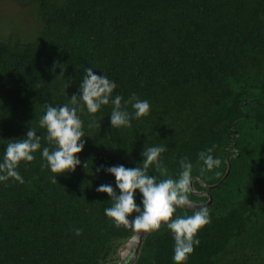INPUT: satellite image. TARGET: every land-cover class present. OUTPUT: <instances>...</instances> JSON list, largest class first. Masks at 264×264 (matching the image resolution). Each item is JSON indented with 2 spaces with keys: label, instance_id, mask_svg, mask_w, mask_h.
Returning <instances> with one entry per match:
<instances>
[{
  "label": "trees",
  "instance_id": "trees-1",
  "mask_svg": "<svg viewBox=\"0 0 264 264\" xmlns=\"http://www.w3.org/2000/svg\"><path fill=\"white\" fill-rule=\"evenodd\" d=\"M10 1L22 8L36 5L38 33L32 42L0 41V99L6 104L0 106V162L7 144L26 138L30 127L41 136V150L17 169L23 184L0 182V264H112L107 261L111 253L117 255L134 232L117 228L106 216L111 197L96 188H115L116 179L96 169L135 168L145 147L158 145L167 151L160 169L150 167L148 174L157 181L178 178L180 160L187 157L193 164L190 200L201 205L212 199L210 223L198 234L200 244L186 264H264V58L239 79L241 57L252 56L251 49L260 50L264 42V0ZM233 39L236 51L230 54L226 46ZM214 42L219 47L212 59L207 50ZM101 58L121 67L103 68L96 63ZM57 62L64 65L63 75L60 67L53 71ZM89 67L111 81L132 72L137 78L129 95L139 99L144 92L158 97L156 86L165 80L163 89L179 92L171 109L177 107L182 116L138 120L122 100L132 127L112 128L111 104L94 115L85 107L79 114L86 136L78 154L82 163L54 184L50 177L57 174L42 157L43 147L54 145L39 120L47 105H70ZM36 75L42 77L36 97L13 104L11 92L31 89ZM93 120L101 127L89 128ZM213 145L212 155L221 165L207 170L199 153ZM228 157L227 179L207 191L224 177ZM135 199L142 207L139 190ZM195 211L178 208L175 215ZM173 256V234L164 226L148 234L135 264H175Z\"/></svg>",
  "mask_w": 264,
  "mask_h": 264
},
{
  "label": "clouds",
  "instance_id": "clouds-1",
  "mask_svg": "<svg viewBox=\"0 0 264 264\" xmlns=\"http://www.w3.org/2000/svg\"><path fill=\"white\" fill-rule=\"evenodd\" d=\"M62 69L64 65L54 64ZM86 75L80 84L79 94L70 97V105L59 107L46 106V113L40 118L39 126L46 130L48 144L43 147L42 157L47 161V167L52 173V183H58L57 176L74 173L77 166L81 165L78 154L85 147L84 122L78 115L86 107L88 113H98L102 106L112 105L110 122L112 128H131L132 115L122 107L123 97L115 95L117 84L106 76L97 75L91 67L85 69ZM134 109L136 119L147 118L150 115L151 106L147 100H140L135 93L124 102ZM89 128L101 127V123L95 120L89 123ZM215 145L206 151L199 153V159L203 161L207 170H213L221 165L219 158L212 155ZM41 150V136L36 129L31 128L26 138L13 139L6 147L3 161L0 162V182L12 179L20 184L24 178L17 170L21 162L34 161V153ZM164 146L145 147L142 153L143 161L135 168H126L124 165L97 167L96 171H105L115 176L116 187L110 184L100 185L96 188L99 193H107L111 197L112 206L105 209V214L117 228L124 227L134 233L151 234L158 232L166 226L173 234L175 264H186L189 256L199 246L198 234L210 223L207 208H199L194 214L177 217L178 208L193 207L190 200L192 192L193 164L184 157L180 160V172L178 178H167L157 181L155 176L148 174L150 167L160 169L161 154L166 152ZM88 164L84 167L87 168ZM119 189V192L116 191ZM137 190L142 194V207L136 202ZM82 229H75L77 236L82 234Z\"/></svg>",
  "mask_w": 264,
  "mask_h": 264
},
{
  "label": "rangeland",
  "instance_id": "rangeland-1",
  "mask_svg": "<svg viewBox=\"0 0 264 264\" xmlns=\"http://www.w3.org/2000/svg\"><path fill=\"white\" fill-rule=\"evenodd\" d=\"M25 4L29 3L30 0H23ZM36 5L30 4L27 8H22L18 4L10 1V0H2L0 1V41L5 42L11 45H17L20 43H27L32 42L37 37V30H36V20H35V10ZM236 39H233L227 46L226 50L228 53L232 54L233 51H236ZM219 47L218 42H214L210 48L207 50V55L209 58H215L216 57V51ZM252 56H245L241 57L243 62H239L241 66H244V69L241 72V76H239L241 79L244 75V71L247 69V67L253 66L255 64H258L261 59L264 58V42L262 43L260 50L251 49ZM235 53V52H234ZM260 57V59H253L255 57ZM240 60V59H239ZM96 63L99 64V66L105 68L106 66H110L111 70H116L117 68L121 66H114V64L111 63V60L109 58H101L97 59ZM196 69H193V72H195ZM120 75H125V78L123 80H115L114 82L117 84V88L114 90V92L117 95H120L123 97V101L129 100L131 95H129V90L131 89L133 82L136 80L137 76L134 75L132 72L126 71L121 73ZM155 80L154 78H150L149 82ZM165 81V80H163ZM163 81H159L158 85L156 86V90L159 91V96L154 98L148 95L147 92L142 93V97L140 100H147L151 106V111L149 118L150 119H157L159 121H169L170 119L174 117L182 116L180 111H178L177 107L176 110L171 109L172 104L177 103L176 101L178 98L180 99L179 92H173L170 89H163ZM42 85V77L40 75H36L32 80V88L27 89L28 91H22V89L19 90H13V104L15 103H22V102H28L33 97L35 98V93ZM17 89V88H15ZM186 89H191V85ZM3 89L0 88V95L2 94ZM181 92V91H180ZM30 96V98H29ZM182 97V96H181ZM6 105L3 100L0 99V106ZM130 105V104H128ZM178 105V104H177ZM176 105V106H177ZM168 110V111H167ZM1 111V110H0ZM35 112V111H34ZM81 113H78V115ZM182 114H185L184 111H182ZM132 123V121H131ZM121 248V247H120ZM120 248L117 251V255L115 253L109 256L107 261L112 264H116L119 262V255L122 253L120 252ZM137 261V260H136Z\"/></svg>",
  "mask_w": 264,
  "mask_h": 264
},
{
  "label": "water",
  "instance_id": "water-1",
  "mask_svg": "<svg viewBox=\"0 0 264 264\" xmlns=\"http://www.w3.org/2000/svg\"><path fill=\"white\" fill-rule=\"evenodd\" d=\"M229 159L230 158L228 157L227 158L228 168H227V171H226L224 177L222 178V180L214 186H209V187L206 186L205 188L207 191H213L214 189H216L218 186H220L227 179L229 172H230ZM192 182H193V180H192ZM211 203H212V199L209 197V201L207 203L201 204V205L192 203L193 207H190V209L197 210L199 208H208L211 205ZM147 236H148V234H146V233H134L133 236L125 244H123L121 246L120 252L122 254L118 256L119 262L116 264H135V262L139 256L143 242Z\"/></svg>",
  "mask_w": 264,
  "mask_h": 264
},
{
  "label": "crops",
  "instance_id": "crops-1",
  "mask_svg": "<svg viewBox=\"0 0 264 264\" xmlns=\"http://www.w3.org/2000/svg\"><path fill=\"white\" fill-rule=\"evenodd\" d=\"M260 264V263H259Z\"/></svg>",
  "mask_w": 264,
  "mask_h": 264
}]
</instances>
